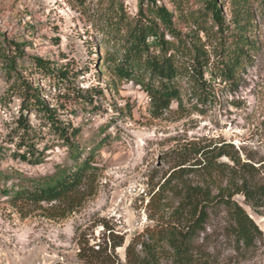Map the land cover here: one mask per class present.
Returning <instances> with one entry per match:
<instances>
[{
	"label": "rangeland",
	"instance_id": "1",
	"mask_svg": "<svg viewBox=\"0 0 264 264\" xmlns=\"http://www.w3.org/2000/svg\"><path fill=\"white\" fill-rule=\"evenodd\" d=\"M141 1L0 0V264H101L90 249L100 247L108 248L115 264L125 263L128 243L173 215L174 191H167L160 208L153 196L180 163L200 157L193 144L226 145L232 156L219 161L239 162V176L264 184V0H248L241 8L249 45L235 77L224 80L206 72L211 80L206 97L192 95V83L178 78L181 101L173 99L164 109L156 107L139 77L114 75L115 61L108 59V52L121 48L140 4H151ZM221 1L229 25L224 35L206 13L204 0L158 4L175 13L184 34L196 33L197 22L212 34L217 31L218 39L197 32L213 63L222 43L239 31L231 22V0ZM166 37L173 39L168 32ZM4 54L15 57L16 69L8 70ZM37 58L49 60L55 74L38 69ZM58 68H68L70 78L58 76ZM22 81L31 82L60 120L78 131L63 139L42 112L24 111L37 135L30 146L35 154L27 159L29 146L20 145L24 131L18 122ZM87 160L91 168L68 197L38 201L26 196ZM185 178L204 183L193 173ZM230 180L226 174L216 177L210 183L213 194L219 186L231 189L235 180ZM233 198L263 235L250 245L239 241L225 207L215 206L195 242L197 264H264V204L252 205L242 193ZM113 238L122 245L114 249ZM163 264L177 263L165 259Z\"/></svg>",
	"mask_w": 264,
	"mask_h": 264
},
{
	"label": "trees",
	"instance_id": "2",
	"mask_svg": "<svg viewBox=\"0 0 264 264\" xmlns=\"http://www.w3.org/2000/svg\"><path fill=\"white\" fill-rule=\"evenodd\" d=\"M150 2L147 8L140 4L138 16L134 24L128 28L121 48H116L113 53L108 52L110 54L108 59L115 61L111 68L114 75L127 79L139 77L159 109L168 108L173 99L181 101V86L178 78H185L192 83L191 88L194 92L192 95L200 93L206 97L211 86V80L205 76L206 72H211L212 76L220 75L224 80L235 77L236 69L243 61L245 49L249 45V38L245 34L247 24L241 22L243 19L241 8L246 6L248 0L230 1L231 22L239 31L230 43H222L223 50L220 54H215L216 59L213 63L210 52L205 47V43H202L198 33L204 31L208 38L213 35L218 39L217 31L212 34L202 22H197L196 33L184 34L176 25L175 13L168 6L158 4V0H150ZM204 4L206 13H211L213 23L218 27L220 35H224L229 25L226 23L223 2L204 0ZM247 13L246 11L245 17L248 16ZM167 32L173 36V39L166 37ZM16 53L21 55L22 51L18 49ZM36 61L38 69L55 74L57 68L51 66L49 60L37 58ZM15 64V57H11L8 58L6 67L11 71L16 69ZM58 70V76L63 80L70 78L68 68H58ZM22 86H25V93L18 122L24 131L20 145L26 148L29 146L23 155V158L27 159L28 155L35 154V149L30 146L34 145L37 135L24 116V111L31 109L42 112L47 124H50L63 139H70V136H75L78 131L60 120L56 108L50 107L31 82L22 81ZM93 91L100 93L99 90L92 89L91 92ZM191 147L194 155L200 157L190 164L180 163L165 176L164 182L153 196L156 206L160 208L164 205L162 201L167 197V191H174L178 197V204L174 207L173 215L163 223L147 226L143 232L135 236L126 247V261L123 264H163L165 259H173L177 264H197L198 260L196 261L193 255L195 242L215 206L225 207L231 222L230 226L239 241L250 245L257 236L263 235V230L248 211L233 197L237 193H242L248 203L261 206L264 204V184L247 175L239 176L237 170L239 162L231 165L219 161L222 156H232L226 145L212 149L208 148L209 145L197 147L193 144ZM90 168L89 160L81 162L75 171L60 175L55 183L35 188L32 192H27L26 196L38 201L68 197L80 186ZM191 173L201 177L204 183H190L185 176ZM222 174L228 175L230 181H235L231 183V189L219 186V192L213 194L210 183ZM119 245H122V241L113 238L112 247L115 249ZM90 249L94 253L91 255L92 259H96V262L115 264L107 247Z\"/></svg>",
	"mask_w": 264,
	"mask_h": 264
},
{
	"label": "built area",
	"instance_id": "3",
	"mask_svg": "<svg viewBox=\"0 0 264 264\" xmlns=\"http://www.w3.org/2000/svg\"><path fill=\"white\" fill-rule=\"evenodd\" d=\"M99 248V247H98Z\"/></svg>",
	"mask_w": 264,
	"mask_h": 264
}]
</instances>
